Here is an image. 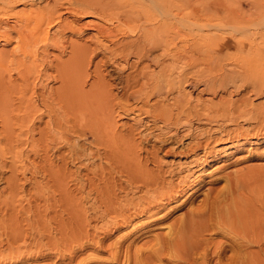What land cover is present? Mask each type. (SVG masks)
<instances>
[{
    "label": "bare ground",
    "instance_id": "1",
    "mask_svg": "<svg viewBox=\"0 0 264 264\" xmlns=\"http://www.w3.org/2000/svg\"><path fill=\"white\" fill-rule=\"evenodd\" d=\"M39 1L41 0H0V30L3 29L1 27L6 25L8 28L17 31V36L20 40V54H22V56H19L14 51L2 50L0 46V168H6L8 160L11 161L12 165L14 161L20 164V175L13 169V172L11 171L12 173L6 178L7 187L9 186L11 192L17 191L21 186L19 184H24L31 178L26 173L30 170L31 175L34 177L38 174L42 177L41 181H36L38 191H47L44 188L49 191L57 189L60 194H63L56 204L61 206L63 212L65 211L69 214V218L66 221L60 219L62 221L58 222V229L55 227V230H58L57 232L60 234L57 238L54 235L55 239H52V243L61 253L58 254L60 256L59 260L66 258L76 260L77 257L75 258L74 256L76 255L73 254L75 251L93 247V249L96 248L97 250H106L108 255L101 257V254L96 253L95 256L94 253H91L93 256L91 254L88 255L89 257L90 255L92 256L90 259L92 260L94 256L97 257L99 255L98 258H103V262L107 264H261L259 256L251 247L256 245L258 247L257 252L264 254V222L260 219V207H258L256 202L248 199L244 193L245 197L240 195L242 193L239 192L241 189L239 185L242 184L243 180H241L242 177L239 175H237V177L239 176L238 179L233 180V182L235 181L234 183L225 181L226 185L228 183L227 186L223 187L222 185L213 191L208 189L200 205L190 207L181 216L179 215L177 218L175 216L172 221L165 220V212H161V210L166 208V204L178 199L185 192L192 193L201 188L204 181L201 173L207 171L205 170L206 165L221 156L215 146L217 144L215 142L219 140L231 141L227 144L228 147H237L236 142L241 137H246L248 141L252 140L248 139L247 135L253 132V136H262V134L260 135L261 132L258 131L261 126L253 131L249 127L243 128L241 126H237L234 129H224L219 128V126L217 129H213L214 127L208 126V128L200 129L199 133L202 134V137L195 135V130L193 131L194 127L192 128L190 120L195 117L199 119L203 116L210 117L208 116L210 113L201 111L203 107H200L201 110H199L200 108L193 103V100L190 99L191 96L188 97V92L184 90L185 87L183 88V86L189 84L196 88L198 84H202L201 91L209 90V92L210 90L215 92L217 87L214 88L212 86V75L211 79H207V75L206 77H199V75H194L190 71V74L186 71L181 73L180 62L186 48L182 53L181 48L183 46L179 48L178 45V41L182 36L179 37L177 29H172L177 26L171 24L173 19H170L171 23L165 20L169 25L173 26H169L170 28L172 27L171 29H165L162 23L150 27L149 23L147 24L148 27H145V22L148 19H138L135 11L140 8H135V11H133L134 8L132 7H141L144 4L141 7L144 8L145 3L142 4L140 0H137L140 2L138 3L135 0L132 6L129 5L131 2L126 4L129 5V9L131 7L133 9L129 11L132 10L136 13L133 14V18L137 17L138 24L136 27L140 28L137 30L136 27L129 26V21L132 19L131 13L133 12L130 13L131 16L125 14L124 17H121V14L116 18L117 12H119L118 7L121 6L118 3L117 12L114 9L116 14L112 15L118 20V23L116 22L118 27L105 24L106 26L103 25L104 27L98 28V32L103 37H109L114 46L112 44L102 45L99 43L91 46L87 42L71 40L69 42L70 48H68L70 53L65 59L57 54L55 60L54 57L50 61L48 60L47 63L45 58L48 54L47 45L49 46L50 44L55 48L60 47L61 44L58 38L64 36L62 33H64L67 25V27L73 26L66 23L61 12H58V6H65V10L70 12L83 13L82 15L89 13L90 15L93 14L110 20V17H106L104 12L108 6L111 9L112 5L109 4L107 7L105 5L106 10L104 11V3H102L104 0L101 1L103 10L96 8L98 7L96 6L97 4L100 5V3L96 2L97 0H76L75 6L73 5L75 4L74 0L73 2L70 0H52L51 2L50 0H45L44 2L46 3L42 6H39ZM106 1L107 4L110 3V0H105L104 2ZM111 1L113 2V0ZM52 2L55 3L53 4ZM120 2L123 3L125 1ZM156 2H160V7L159 5L157 6ZM156 2V5L151 3L152 6L155 5L161 9L168 1H165V4L161 0ZM170 2L172 4L169 3L168 5L171 4L173 8L179 4L175 0H170ZM36 4H39L38 8ZM168 5L166 4V6ZM155 6L154 8H156ZM148 8H150L148 11L151 13V8L153 7L148 6ZM160 9H158L159 12L156 11L159 13L155 14L157 18L160 15ZM153 10L155 12L157 9ZM163 10L165 11L166 8H163ZM176 10L179 9L176 8ZM108 11L106 12L109 15L111 11ZM114 11L112 12L114 13ZM140 11L142 12L141 9ZM170 11L168 13L171 14ZM150 13H147L148 18ZM176 14L172 12L171 16L175 18ZM164 16L169 17V14ZM10 17H14L18 26L13 23L10 24L7 20ZM134 21L132 23L135 24L136 21ZM56 23H59L60 27H62L60 30L61 35L58 37L59 32L55 35L54 33L51 34L49 30V27ZM81 27L73 26L74 29H71L81 31ZM7 31H0V40H3V42H9L12 39ZM37 42H41L43 46L40 48L43 49L41 52L42 62L34 60L37 58L36 52L39 50L34 52L32 46ZM190 47L188 48L190 51L189 58L185 59V64L193 65L200 55L197 53L196 56L195 53L198 51L194 48L196 51L194 53L193 48L190 49ZM247 51L249 52V50ZM99 52L103 54L100 59H95ZM212 52V55L215 54V52ZM207 53H209L208 50ZM211 54L210 56L212 57ZM131 55L135 56V62H130L129 57ZM27 57L28 59L30 58V61L28 60L30 63L26 62ZM167 57L170 58L168 63L165 60ZM119 59L125 60L123 64L121 63L124 67L123 69L121 67L122 70L120 71L122 72L119 73V76L116 74L117 76L111 77V74L102 70L101 66L103 64L105 65L108 61H111L110 63L112 61L120 63ZM12 60L16 62V70L20 80L13 78L9 72L11 71L9 64H12ZM91 63L94 65L93 68H90L92 66ZM45 64H47V69L51 68L54 71L52 75H49L50 73L47 75L43 72V70H47ZM243 64L245 65L246 63ZM243 64L241 69L247 67H243ZM89 68L93 69L94 77L92 79L89 78L92 75ZM241 69H239V72ZM236 70L235 68L233 71L236 73ZM240 74L241 72L238 73V75ZM214 76L217 77V75ZM110 78H113V81H110ZM50 80H56L58 84L56 83V85L46 88L50 84ZM238 82L235 83L239 87L245 83L241 82L238 84ZM254 82L258 81L255 80ZM253 84L252 87L254 89L251 87L252 92L255 90L254 92L260 95L264 91L263 84H258V87L256 86L257 83ZM114 86L116 88L119 87L121 93H115L113 91ZM153 98H155L154 101L152 100ZM194 100L196 101L197 99ZM210 100L212 102V99ZM242 100L243 102H241L245 105L252 104L248 97ZM221 102L223 103V101ZM225 103L227 102L223 104ZM244 104L242 105L244 106ZM229 105L232 104L230 103ZM223 106L225 107L226 104ZM236 106V110H238L237 103ZM259 107L261 106L259 105ZM119 109H126L129 112L131 110L134 113L135 111L138 113L143 112L146 115L150 114L156 121H161L164 127L158 133L154 132V127L150 126V128L147 125L141 128L139 126L140 129L131 126L125 130L121 127L122 122L120 124L116 117V115L120 114ZM223 111L228 110L223 108ZM244 112L246 113L247 111ZM220 114L219 117H226V115H223L224 113ZM254 114L253 117H256ZM215 115H217L216 112ZM215 115L213 112L214 117H216ZM43 118L46 119L43 120ZM183 119H185V122H183ZM251 119L250 117V121ZM227 120L229 119L227 118ZM232 120L235 121V118L233 117ZM182 124H188L184 133H182V130L181 133L179 132V127ZM185 127L183 126V128ZM188 136H190V139L188 141L184 140V144H180L181 146L177 144L183 137ZM147 144H149V147ZM227 145L225 146L227 147ZM141 149L146 151L142 157L140 156ZM160 150H164L165 153L172 151L173 155L174 153H177L176 155L192 153L193 155L191 154L186 163L188 171L185 169V172L181 173L173 168L163 167L160 160L161 157H158ZM32 156L37 161L32 163V166H29L27 161ZM96 157L98 159L105 158L106 160L104 159V161L108 164L106 165L102 160L99 161H102L101 163L95 164ZM149 160L156 163V169L152 168V165L147 167L145 162ZM70 163H78V166L76 169H69ZM11 164L10 167L12 166ZM231 175L234 174H226L225 176ZM240 182L241 184H239ZM131 191L134 195H136L135 192L137 191L140 193L137 196H132ZM55 211L58 212V210ZM35 212V215H37L38 212L36 210ZM15 214L13 210L12 215H10L15 216ZM56 215H53V217H56ZM14 216L13 219L15 221L16 217L14 218ZM55 217L54 219L56 220L57 217ZM57 219L59 220V218ZM14 226L9 229L12 231L20 230L16 227L17 224L16 228ZM157 227L166 228V230L160 231L159 229V231H154L153 228ZM122 228L127 231L118 235L114 241L105 242L106 238ZM44 231H47L46 227ZM209 232L221 234L223 237L218 239L219 237L215 236L214 239ZM145 233H147L146 235L151 233L149 238L147 237L146 241L142 240L141 245L136 246V238H139L138 236L141 237ZM33 234L36 235L35 233ZM16 239L18 241L20 237ZM39 239H42V236ZM39 239L35 242L40 243ZM25 242L27 243V241ZM48 242H50V239ZM104 242L106 243L105 245ZM38 243L36 244L39 246L40 244ZM48 244H51V242ZM21 246L18 245V248ZM66 251L69 254H65ZM88 256H86L87 258L82 257L85 259L84 261L78 258L77 260L82 262L77 264L85 263L89 259ZM31 257L33 258V256Z\"/></svg>",
    "mask_w": 264,
    "mask_h": 264
},
{
    "label": "rangeland",
    "instance_id": "2",
    "mask_svg": "<svg viewBox=\"0 0 264 264\" xmlns=\"http://www.w3.org/2000/svg\"><path fill=\"white\" fill-rule=\"evenodd\" d=\"M44 1L45 0L39 1L40 5L39 4L38 5L39 6L45 5L46 2H44ZM51 1L52 0H50V2ZM70 1L73 2V0H70ZM101 1H103V0H100V2H99V0L96 1L97 3H100L101 6L98 4L97 5L95 4L96 6H98L96 8H100V10L101 9L103 10V8H102L103 5L105 8L104 11L106 10V7L109 4L112 5L111 9H109V6H108L107 10H106V11H108V9H109L108 12L111 11L109 13V15L106 11H105L106 13L104 12L106 17H108V16L110 17V20H106L102 17H98V16L93 15V14L90 15L89 13H84V15H82L83 13L81 14V13L77 12L78 13L77 14L75 12L76 13L75 14L74 11L70 12V11L65 10V6H63V5L58 6V9H59L58 12L59 11L61 12L62 17L66 21L67 24L68 23H69V25L72 24L74 27H79V26H82V27H81V31H78L77 29L72 30V29H74L73 26L70 25L72 28L71 29L70 26L67 27L68 26L67 25L66 29H64V33H62L64 36L62 35L63 37L58 38L60 40V44H61L60 47L55 48V47H52V45H50V44H49L50 47L47 45L48 54L45 57L46 62L48 63V60L50 61V59H53L55 56H57V54H58V56H61L63 59H65L67 57V55L70 53V49H68V48H70L69 42L71 40H77L80 42H87V43H90L91 46H94L96 43H99L102 45L112 44V46H114L113 42L109 39V37H107V38L103 37V35H101L98 32V28H101L105 24L106 25L111 24L112 26L118 27V25H117L118 20L115 19V16H112V15L116 14V12H117L116 10H117V7L119 6L118 3L121 6H119L120 8L118 7L119 12H117L116 18L118 16H120L121 14H122L121 17H124L125 14L130 15L131 12L135 11V8H137V9L140 8L142 10V12L140 11V9H138V11L136 10L135 12L137 13L138 16L137 15H135V16H137L138 19H140V20H144L145 18H147L148 21L149 20L151 21V22L146 21L145 27L149 23H150L149 27L156 25V24H159V23H162V25L165 29H169L170 28L169 26L171 24H174L175 26L177 25L176 28L175 27L172 28L173 26L171 25L172 26L171 28L174 30L177 29L176 31H177V34L179 35V37H181V36L183 37V38L181 37V39L179 38L180 40L178 39L179 40L178 41L179 48L183 46V48H181L182 53H183V50L185 48L187 49V50L185 49V51H184L185 54H183L184 59L182 58V61L180 62V66H181L180 69L182 70L181 73H185V71L187 73H189V71H190V72H193L194 75H199V77L200 76L206 77V75H207V79L208 78L211 79L213 76V79H212L213 85L212 84L211 85L214 88L217 87L215 92H213L214 90H210V92H209V90L208 91H201L202 84H200V85L198 84L196 88L190 86L189 84H185L183 86V88L185 87L184 90H186L188 92V97L189 96L192 97V98L190 97V99L193 100V103L195 105H197L198 108L203 107L202 110H201V108L199 110H201L205 113L207 112L208 114L210 113L208 116L212 117V118H210V117L203 116L201 118L202 120L195 117V118H192L190 120V123L192 124V128L194 127L193 131L194 130L196 131V132L194 131L195 135H197L198 137H202V134L199 133L200 129L208 128V126L211 128L214 127L213 129H215V128L217 129L218 126H219V128H224V129L225 128L226 129H229V128L234 129L237 126H241L243 128L249 127V128H251L252 131L258 129L261 126L258 129V131L261 132L260 135L262 134V136H260V137L259 136L256 137L255 135L253 136L254 132L250 135H247L248 139H252L249 141H252V142H249L246 139V137L245 138L241 137V138H239V141L236 142L237 144L235 143L236 145H238L237 147H235V146L234 147H232V146L228 147L227 144L230 143L231 141L219 140L218 142H215V143H217L215 146L218 148L221 156L215 158L214 160L210 161L206 165L205 170H207V171H204L201 173L203 178H204V181L201 185V188L199 190L192 192V193H189V192L186 193L185 192L178 199L169 202V204H166L167 205L166 208L161 210V212H165L164 213L165 214L164 219L167 221L174 220L179 215L181 216L183 214V212L187 211L190 207H195L197 205H200L201 200L203 199V197L206 194V192L208 191V189H211L210 191H213L214 189H217V187L220 188L222 185H223V187L227 186L228 185V183L226 185L227 181L234 183L235 181L233 182V180L238 179V177L240 176L243 178V179L241 178V180H243V182H244V184H243V182H242V184H241V182L239 183V184H241V185H239L241 188L239 190V192L242 193L240 195H242L243 197L246 196L248 199L256 202L258 207H260V210H259L260 219L264 222V136H263L264 135V125H263L264 124V91L261 92L260 95L259 94L257 95V93L254 92L255 90L253 92L251 90L252 88L254 89V87H252V86L255 84H253V83H257L256 84L257 87H258V84L260 85L262 83L263 84V90H264V43H262V42H264V40L261 41L262 39H264V0H175L177 3H179L178 4L179 6L177 5V7H174V8L171 7L172 3L170 2V0H161V1H163L164 4H165V1H168L166 3L167 5L169 3H171L168 6H166V4L163 5V7L161 9L157 8L158 5L160 7V4H159L160 2L159 3L156 2L157 0H152V1L151 0H140V2H142V4L145 3L144 8H141L144 4L141 7L132 6V5H134L135 0H133V1L132 0H120L122 2L125 1L123 3H121L119 0H113V2L111 0L110 1L108 0L110 2L108 4H107V1L104 2L105 1L104 0L102 2V3H104L103 5H102ZM158 1H160V0H158ZM76 2L77 1L74 0L75 4H73V3L72 4L75 6ZM96 2H94V3H96ZM129 2H131V4H129ZM137 2L140 3L139 1H137ZM148 2H150V3L148 4ZM155 2L157 4V6H155L156 5ZM113 3H115L114 7H113ZM126 3L131 5L134 8V10L131 7L130 9H132L133 11L132 10L129 11L130 10L128 8L129 5H127ZM151 3L155 4L154 6L156 8H154V6H152ZM38 5H37V8H38ZM105 5H106V7H105ZM139 5H141V4H139ZM135 6H136V3H135ZM148 6L153 7V8H151L152 9L151 13H150V11H148V9L150 10V8H148ZM122 8H123V10H121ZM163 8H166V10L164 11ZM176 8L179 10H176ZM114 9L116 12L114 11ZM153 9H157V10H155V12L158 11V9H160L161 12H160V15H158L159 16L158 18L155 17V14L156 15L159 14L158 13L159 11L155 13ZM167 9H168V11L171 12V14L168 13ZM112 11H114V13ZM139 11H140V13H138ZM164 12H166V14H164ZM172 12L177 13L175 15V18L173 16H171ZM136 13L133 12V13H131L132 16L130 15L132 17V19L129 21V26H131V27H136L138 24L137 17L135 18L136 20L133 18V16H134L133 14H136ZM147 13H150L149 18H151V16L154 15L153 18L149 19L147 16L148 15ZM167 13L169 14L170 18L168 16H164V15H168ZM139 14L141 15V17H139L140 16ZM161 15H162V17H161ZM111 16H112V18H111ZM165 17H166V19H165ZM155 18H156V20H155ZM170 19L171 20L173 19L172 23L170 22ZM7 20L10 22V24L13 23V24H16L18 26L14 17H12V18L10 17ZM165 20L171 24L169 25ZM114 21H115V23H113ZM133 21L135 22V24L132 23ZM175 22H177V24H175ZM54 25L49 27V30H50L51 34L54 33L55 35L59 32L58 33L59 35H57V37H58L61 35L60 30L62 27H60L59 23H56ZM4 27H6V28H4ZM4 27H1L3 29H1L0 31L6 32L8 30L7 32L9 33V36L11 35L10 37H12V39H10L9 42H6V41L3 42V40H0L1 49L7 50V51L11 50V51H14V53H18L19 56L20 55L22 56V54H20V49H19L20 48V40L17 36V31H15L14 29L8 28L6 25ZM68 28H70V29H68ZM136 29L138 30L140 28L136 27ZM61 39H62V41H61ZM64 41H65V43H64ZM260 41H261V43H260ZM62 45H64V46H62ZM190 45H191V47H190ZM193 45H195V46H193ZM37 46H38V48H37ZM42 47L43 46H42L41 42H37L36 44H34L32 46V49L34 48L33 49L34 52L41 50L40 52L38 51L40 53V55L38 52H36L37 58L34 59L36 62L37 61L38 62L43 61V60L41 61V59H42L41 52L43 49H40ZM189 47H190V49L193 48L194 53L196 51H198L195 53L196 56H197V53H198V55H200L197 57L196 62L193 65L192 64H190V65L185 64V59L187 60L189 58L188 55L190 54L189 53L190 51L188 49ZM194 48L196 49V51ZM207 50L209 53H207ZM247 50H249V52ZM157 51H158V49H157ZM186 51H188V53H186ZM211 52L212 53L215 52V54H213L214 56L211 54ZM250 52L253 54L255 53V54L251 55ZM102 54H103L102 52H99L98 56L95 57V59H100ZM205 54L207 55V57ZM210 54L212 55V57L210 56ZM233 54H234V56H233ZM217 55H219V56H217ZM134 57H133V55H131L129 57L130 62L136 61ZM205 57H206V59H205ZM198 58H200V60H198ZM212 58H214V59H212ZM29 59L27 57V61H26L27 63H30ZM55 59H56V57L54 58V60ZM119 60H120L119 61L120 63H116L113 61H112V63H110L111 61H108L109 63L107 62L108 64L107 63H106L107 65L105 64L106 66L104 64L101 66L102 70L104 72H108L109 74H111L112 75L111 77H113L116 74L119 76V73L122 72L120 70H122L124 67V65H122V64L125 61L123 59H119ZM165 60L167 61V63L170 62V58H168V57ZM211 60L213 62L215 60L216 61L214 63L213 62L211 63ZM222 62H226V63H222ZM241 62L246 63V64L244 65ZM239 63H241V64H239ZM242 64H243V67L244 66H247V67H244L243 69H241ZM91 65L92 66H90V68H93L94 65L92 63H91ZM9 66L11 68V71H9V72L11 73L12 77L16 78L17 80H20V78L18 77V72L16 70V62L14 60H12V64H9ZM45 66L47 69V64H45ZM118 67H120V68H118ZM121 67H122V69H121ZM218 67H219V69H217ZM221 67H222V69H221ZM90 68H89V71L92 72L91 73L92 75L89 78L92 79L94 77V73H93V69H90ZM235 68L237 69L236 73L241 72L240 75H238V73L236 74L233 71V70H235ZM211 69H212V71H211ZM215 69H217L216 72H214ZM239 69H241L240 72H239ZM47 70H49V71H47ZM47 70H43V72H45V74H47V75L49 73H50L49 75H52V73H54V71L51 68H48ZM221 70L225 73H223ZM224 70H226V71H224ZM231 71H233V72H231ZM197 72H198V74H197ZM204 72H207V73H204ZM222 73L224 74V76ZM202 74H204V75H202ZM242 74H244V75H242ZM214 75H217V77ZM235 75H237V76H235ZM221 76H223V77H221ZM240 76H242V77H240ZM255 80L258 82L260 81L261 83L260 82L259 83L254 82ZM110 81H113V78H110ZM250 81H252L253 83ZM235 82H238V84H240L241 82H245V83L243 84L244 86L242 85L239 87L237 85V83H235ZM49 83L50 84H48L46 86V88H50V86L56 85V83L58 84V81L50 80ZM216 83L217 84L219 83V85L217 86ZM235 87H236V89H235ZM233 88H234V90H233ZM113 91H115V93H121V90L119 89V87L116 88L114 86ZM245 97H248L249 100L251 101V103L252 104L254 103V104L250 105V103H249V104L245 105L244 103H242L243 102L242 99ZM230 98H232V99L229 102ZM194 99H197V100L195 101ZM210 99H212L213 104H212ZM238 99H240V100H238ZM152 100L154 101L155 98H153ZM201 100H203V101H201ZM221 101H223V103L224 102H227L229 104L231 103L232 105L225 103L226 106L224 107L223 105H225V104H223ZM203 102H205V104H203ZM217 102H218V104H217ZM214 103H216V104H214ZM236 103L238 104V107H239L238 110H236L237 109ZM208 104H209V106H208ZM242 104H244V106ZM212 105H213V107L214 106L215 107L213 108ZM216 105L219 107H217ZM227 105H229V106H227ZM259 105L261 107H259ZM253 106H254V109H253ZM223 108H224V110L227 109L228 111L222 112ZM119 110H120L119 111L120 114H118V116L116 115V117H117L118 122L120 124L122 122L121 127H123L125 130L131 126L138 127V128L140 126V128H141V127L147 125L149 127L151 126L152 128L154 127L153 128V130H155L154 132L158 133L161 131L160 129H163V127H164L163 123L161 124V121H159V120L156 121L155 119H153L154 117L150 114L146 115L143 112L138 113L137 111H135V113H134V111L131 112V110L129 112V110H126V109H119ZM208 110H209V112H208ZM248 110H249V112H248ZM244 111H247L246 112L247 114ZM213 112H214V115H215V112L217 113V115H215L216 117L213 116ZM229 112H230V114H229ZM220 113H222V114L224 113L223 115H226V117L225 118L223 116L219 117ZM227 113H228V115H227ZM252 113L256 117H253ZM251 114H252V116H251ZM233 117L235 118V121L232 120ZM250 117L252 118L251 121H250ZM257 117H260L262 119L257 118ZM46 118H43V120ZM227 118L229 120H227ZM0 119H1V111H0ZM259 119H260V121H259ZM183 120H184L183 122H185V119H183ZM205 120H207V121L205 122ZM123 123L126 125H124ZM183 126H186V127L183 128ZM180 127H179V132L181 133L183 131L182 133H184L185 129H187V127H188V124H182V125H180ZM0 128H1V126H0ZM216 132H218V131H216ZM189 139H190V136L183 137V139H181V141H178L177 144H179V146H181L182 143L184 144V140L188 141ZM182 140H183V142H182ZM147 145L149 147V144H147ZM225 145H227V147ZM144 148H145V146H144ZM171 152L172 151H169V153H165L164 150L159 151L158 157L159 158L161 157L160 160L162 161L163 167L173 168V169H175L181 173H184L185 169H186V171H188V169H187L188 165H186V163H187L188 159L191 157L192 153H187L185 155H182V154L176 155L177 153H174V155H173V153H171ZM145 153H146L145 149L140 150V156L141 157ZM213 157H215V156H213ZM33 158L34 157L32 156L31 159L29 161H27L29 166H32V163H35L37 161V159H33ZM96 158L97 159H95V164L101 163L102 161H103V163H106V165L108 164L106 161H104L105 158L104 159L103 158L98 159V157H96ZM100 160H102V161L99 162ZM182 162H183V165H182ZM145 163L147 164V167H150L152 165V168L156 169V165H155L156 163L155 162L153 163V161L149 160V161H146ZM184 163L186 166L184 165ZM6 164H8L6 166V168L5 167H3L2 169L0 168V213H2V214H0V264H77L78 262L84 261L85 259H83V258L88 256L91 253L92 254L94 253V255L96 253L99 255L101 254V257H105L108 255V252L106 250L102 251V250H97L96 248L93 249V247H90V248L87 247L84 249H78L77 251H75L73 253L76 255L74 257L75 258L77 257L76 260L75 259H68V258H66L67 260L66 259L59 260L60 256H58V254H61V253L58 250V248L54 245V243H52L53 242L52 239H55L54 235H56V238H57L60 234L59 232H57L58 230H55L56 228L58 229V226H59L58 222L60 223L63 219H64V221H66V219L69 218V214H67V212H65V211L63 212L61 209V206L56 204L58 202L57 200L63 194H60L57 191V189L53 190L54 192L52 190L49 191L46 188H44V189L47 191H44V192L38 191V189L36 187L37 186L36 181H41L42 177L40 176V174H38L37 176L34 177L33 175H31L30 170H28L26 173L32 179L29 178V180L26 181L24 184H19V186L21 185L19 187L20 190L18 189L15 192L14 191L11 192L9 186L7 187L6 183H8V182H6V180H7L6 178H7V176H9L13 172V169H15L16 172H18V175H20V164H19V162L17 163L14 161V163L12 165L10 160H8L6 162ZM10 164L12 165L11 167H10ZM77 166H78V163H74V164L70 163L69 169H76ZM10 168H12V169H10ZM226 174L227 175L228 174L229 175L234 174L235 176L231 175L234 177L233 178L231 176H225ZM237 175H239V176L237 177ZM230 177H231L232 181H231ZM37 179H39V180H37ZM239 180H240V178H239ZM42 182H43V180H42ZM242 185H244V186H242ZM44 189H42V190H44ZM130 193L133 194L132 191ZM139 193L140 192L137 191V192H135L136 195L133 194L132 196H137ZM243 193L245 194V196ZM131 194H129V196H131ZM15 195H16V197H15ZM256 196H257V198H256ZM49 205H50V207H49ZM54 206H56V207H54ZM54 208H56V209H54ZM12 209L14 210V214L16 212L15 216L13 215L14 218L16 217L15 221L13 219V216H11L13 213ZM33 209H35L38 212L37 215H35L36 212ZM55 210H58V212H56ZM55 212H56V214L57 213L58 214L56 215ZM53 215H56V217L59 218V220L54 216L56 218V220H55ZM60 219H62V220H60ZM7 223L8 224L11 223V224L8 225ZM12 223L15 226L17 224L16 227L19 228L20 230H13L12 231L11 226H14ZM45 227H46V230L49 231L50 233L49 232L47 233V231L46 232L44 231ZM9 228H11V229H9ZM123 229L124 228L116 230L114 232V234H111L108 238H106L105 242L110 243L111 240L114 241L118 235L123 234L125 231H127L126 229H124V230ZM159 229H160V231L166 230V228L163 229L162 227H157L155 229L153 228L154 231L155 230L159 231ZM36 231H38L39 234L36 233ZM30 232H31V234H30ZM18 233H19V235H18ZM22 233H23V235H21ZM32 233L36 234V235L33 234L35 238L33 237ZM52 233H53V235H52ZM37 234H38V236H37ZM40 234H41L43 240L39 239L41 237ZM146 234L147 233L142 234L141 237L138 236L139 238H136V240H135L136 246H139V244L141 245V243L143 242L142 240L146 241L145 239L147 237L149 238V235L151 233L149 235H146ZM210 234H211V236L213 235L212 237H214V239H215V236L219 237L218 239H220V238L222 239V237H223L221 234H218V233H210ZM210 234H208V235L210 236ZM11 236H12V238L10 239ZM19 237L21 240L19 239L18 241H16L17 240L16 238H19ZM30 238H31V241H30ZM32 238H33V240H32ZM37 238L39 239L40 243L35 242L38 240ZM47 238H48V240L50 239V242L52 245L48 244L50 242H48ZM6 239H7V241H6ZM11 240H13V241H11ZM24 240L27 241V243ZM41 241H43V242H41ZM11 242H13L14 244ZM34 242H35V244H33ZM105 242H104V245L106 244ZM36 243H38L40 245L38 246ZM17 244L20 246L22 245V246L20 248H18ZM52 248L53 249L55 248V249L53 250ZM251 249L254 250L255 253H257V255L259 256L261 264H264V254H259L257 252L258 247L256 245H254L251 247ZM24 251H26V252H24ZM57 251H59V252L57 253ZM65 254H69V252L66 251ZM53 255L55 256L56 259L54 258ZM91 255H90V257L93 256V255L92 256ZM31 256H33V258ZM95 256L92 258V260L88 256L89 257V259L87 260L88 262L86 261L83 264H95V263L96 264H107V263L103 262V258L101 259V257L98 258V256L97 257H95ZM78 258H80V260L81 259H83V260L82 261L77 260Z\"/></svg>",
    "mask_w": 264,
    "mask_h": 264
}]
</instances>
